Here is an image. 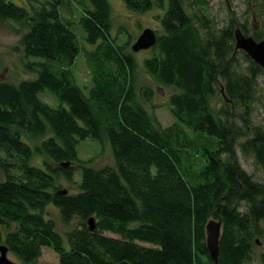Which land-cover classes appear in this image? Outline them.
I'll list each match as a JSON object with an SVG mask.
<instances>
[{
    "label": "trees",
    "instance_id": "1",
    "mask_svg": "<svg viewBox=\"0 0 264 264\" xmlns=\"http://www.w3.org/2000/svg\"><path fill=\"white\" fill-rule=\"evenodd\" d=\"M122 1L132 12L164 10L144 67L176 92L167 99L170 127L144 107L152 90L137 86L132 53L111 35L108 0H0V19L25 28L19 47L36 60L26 63L35 78L0 82V245L22 264H35L43 248L57 264H214L205 226L215 220L218 264H251L264 238V183L245 172L238 152L264 173V128L251 122L264 71L235 50L234 33L257 42L264 33L250 35L233 17L216 27L202 0ZM71 6L77 15L67 18ZM79 55L87 91L71 70ZM44 92L59 105L39 99ZM86 139L106 142L113 163L79 159ZM59 177L76 192L60 189ZM49 206L63 225L77 221L63 234L68 247Z\"/></svg>",
    "mask_w": 264,
    "mask_h": 264
},
{
    "label": "rangeland",
    "instance_id": "2",
    "mask_svg": "<svg viewBox=\"0 0 264 264\" xmlns=\"http://www.w3.org/2000/svg\"><path fill=\"white\" fill-rule=\"evenodd\" d=\"M19 6H27V0H9ZM75 5L76 0H71ZM207 7L208 17L213 19L216 27H222L228 22L229 17L236 18L239 23H246L249 30V34L252 31H260L264 33V14L258 8L260 4L264 5V0H202ZM111 7V35L115 38L118 45H125L127 52L132 53L134 62L136 65L135 77L136 83L139 88L146 87L152 90V96L150 101L144 104L145 109L151 117H153L160 125L161 129L170 127L174 124L175 120L171 115L167 107L168 97L176 93L173 88L159 86L155 80L147 73L144 67V60L151 58L154 54L153 49H144L139 51H133L132 47L135 45L139 36L145 30H151L153 33L162 34L161 28V16L164 10L154 8L144 13H137L128 10L122 0H108ZM204 10V9H203ZM66 11V8L63 12ZM77 9L75 6L70 7V11H66L65 16L67 18H74L77 15ZM187 12H191L190 8H187ZM244 17L245 20H244ZM77 28L79 29L77 23ZM238 30V29H237ZM25 31V28L19 24L9 21H2L0 19V82H8L10 84L17 85L23 80H31L36 77L35 71H30L26 63L36 61L32 58L27 59L24 57L19 47V40L21 34ZM241 32V31H240ZM243 34V32H241ZM244 35V34H243ZM82 47L84 41H80ZM40 61V60H38ZM71 70L74 73L76 84L84 91L90 86V75L86 66L84 58L79 55L75 61ZM259 100L251 113V122L255 125H261L264 128V75L259 78ZM39 99L43 100L52 107L58 106L59 103L53 99L47 92L40 93ZM26 141L34 146L41 139L25 138ZM108 144L103 142L102 145L95 141L84 140L80 142L77 147L78 157L81 160L91 159V165L95 168L105 165H111L113 163ZM41 156H33L31 163L39 165V158ZM36 158V159H35ZM238 160L240 166L252 175L253 178L259 182L264 183V173L258 170L253 163L252 159L244 158L240 152H238ZM37 161V163H35ZM203 166V164H201ZM73 181H78V177L74 176ZM57 186L62 190H67L70 193L76 192V186L72 182H68L63 177H59ZM47 211L54 221L57 230L64 239L65 246L68 247L66 238L63 235L66 231L74 228L77 221L74 220L70 226L62 224L57 210L54 207L49 206ZM260 243L255 247L252 263L251 264H263L261 263L260 254L264 252V238L259 239ZM8 259L15 264H22L12 254L7 255ZM57 255L48 248H43L41 257L35 264H57Z\"/></svg>",
    "mask_w": 264,
    "mask_h": 264
},
{
    "label": "water",
    "instance_id": "3",
    "mask_svg": "<svg viewBox=\"0 0 264 264\" xmlns=\"http://www.w3.org/2000/svg\"><path fill=\"white\" fill-rule=\"evenodd\" d=\"M235 50L242 51L252 62L264 71V40L255 41L252 37H246L239 30L234 33ZM155 35L151 30H145L137 39L135 51L149 49L155 44ZM222 93V90H221ZM67 166V164L65 165ZM89 230H94L93 218L87 221ZM222 225L220 221L209 220L205 226V244L210 259L218 264L219 240L221 237ZM8 249L0 245V264H15L8 257Z\"/></svg>",
    "mask_w": 264,
    "mask_h": 264
},
{
    "label": "flooded vegetation",
    "instance_id": "4",
    "mask_svg": "<svg viewBox=\"0 0 264 264\" xmlns=\"http://www.w3.org/2000/svg\"><path fill=\"white\" fill-rule=\"evenodd\" d=\"M239 31H241L239 28H238Z\"/></svg>",
    "mask_w": 264,
    "mask_h": 264
}]
</instances>
